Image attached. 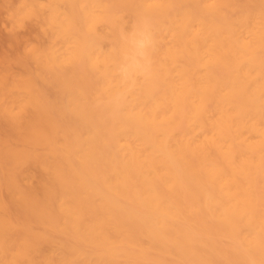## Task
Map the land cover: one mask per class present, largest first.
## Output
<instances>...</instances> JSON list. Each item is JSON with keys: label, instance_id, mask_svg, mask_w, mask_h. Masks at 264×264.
<instances>
[{"label": "bare ground", "instance_id": "bare-ground-1", "mask_svg": "<svg viewBox=\"0 0 264 264\" xmlns=\"http://www.w3.org/2000/svg\"><path fill=\"white\" fill-rule=\"evenodd\" d=\"M0 12V264H264V0Z\"/></svg>", "mask_w": 264, "mask_h": 264}, {"label": "rangeland", "instance_id": "rangeland-1", "mask_svg": "<svg viewBox=\"0 0 264 264\" xmlns=\"http://www.w3.org/2000/svg\"><path fill=\"white\" fill-rule=\"evenodd\" d=\"M0 14H2V15H0V39H4V36H6L7 35V32H8V28L3 24L4 22H5V15L3 14V13H1L0 12ZM3 22V23H2ZM5 27V28H4ZM26 27H27V24L24 26V28H21V29H19V30H17V33H18V35H20V37H25L26 36V34L28 33L27 31H26ZM7 28V29H6ZM25 29V30H24ZM27 32V33H26ZM3 33V34H2ZM5 34V35H4ZM25 35V36H24ZM2 40H0V43L2 42ZM7 46H6V44L5 45H1L0 44V52H7L8 50H6L7 48H6ZM5 48V49H4ZM3 52V53H4Z\"/></svg>", "mask_w": 264, "mask_h": 264}, {"label": "clouds", "instance_id": "clouds-1", "mask_svg": "<svg viewBox=\"0 0 264 264\" xmlns=\"http://www.w3.org/2000/svg\"><path fill=\"white\" fill-rule=\"evenodd\" d=\"M145 43H146V41H145Z\"/></svg>", "mask_w": 264, "mask_h": 264}]
</instances>
